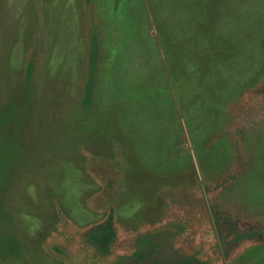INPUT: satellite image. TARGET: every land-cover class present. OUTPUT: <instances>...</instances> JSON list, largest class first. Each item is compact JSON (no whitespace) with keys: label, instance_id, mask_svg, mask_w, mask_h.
Returning a JSON list of instances; mask_svg holds the SVG:
<instances>
[{"label":"rangeland","instance_id":"374dc122","mask_svg":"<svg viewBox=\"0 0 264 264\" xmlns=\"http://www.w3.org/2000/svg\"><path fill=\"white\" fill-rule=\"evenodd\" d=\"M0 264H264V0H0Z\"/></svg>","mask_w":264,"mask_h":264}]
</instances>
